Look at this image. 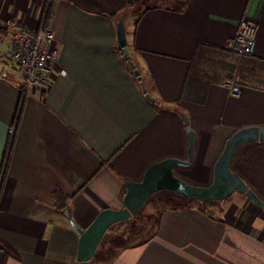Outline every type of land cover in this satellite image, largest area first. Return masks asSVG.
<instances>
[{
  "label": "crops",
  "instance_id": "obj_1",
  "mask_svg": "<svg viewBox=\"0 0 264 264\" xmlns=\"http://www.w3.org/2000/svg\"><path fill=\"white\" fill-rule=\"evenodd\" d=\"M44 1L0 0V17L36 27ZM179 1L128 15L139 76L117 42L125 0H53L59 56L48 86L23 88L11 31L0 24V264H80L71 220L87 227L102 209L122 206L126 180L152 162L187 158L181 111L197 140L192 163L175 173L196 184L213 180L234 130L264 124V0ZM244 16L257 34L254 52L241 56L227 44ZM231 166L264 199V140L242 144ZM57 189L68 194V214L55 204ZM236 191L164 210L155 235L110 264H264V207Z\"/></svg>",
  "mask_w": 264,
  "mask_h": 264
},
{
  "label": "water",
  "instance_id": "obj_2",
  "mask_svg": "<svg viewBox=\"0 0 264 264\" xmlns=\"http://www.w3.org/2000/svg\"><path fill=\"white\" fill-rule=\"evenodd\" d=\"M116 25L118 46L130 57L127 26L122 16L117 18ZM131 64L136 67L133 60ZM136 72L138 74L139 69H136ZM3 74L14 78V75L8 70L4 71ZM181 114L189 136L187 158L166 156L152 162L145 169L140 179L126 180L127 190L123 197L122 206L102 209L87 227L83 228L71 220L73 226L80 233L77 250V258L80 264H90L110 226L138 213L145 201L158 191L171 190L182 196L219 200L227 197L235 190H240L245 192L255 203L264 207V199L231 166V161L242 144L264 140V124L242 126L234 130L226 139L225 145L215 161L213 180L209 184H196L175 173L177 166H188L192 163L197 140V132L190 124L189 115L185 111H181ZM65 211L68 214V211Z\"/></svg>",
  "mask_w": 264,
  "mask_h": 264
},
{
  "label": "built area",
  "instance_id": "obj_3",
  "mask_svg": "<svg viewBox=\"0 0 264 264\" xmlns=\"http://www.w3.org/2000/svg\"><path fill=\"white\" fill-rule=\"evenodd\" d=\"M53 0H45L42 6L40 21L36 27L26 25L19 19L7 16L0 17V24L8 28L12 34L10 59L23 70L22 86H48L54 77L59 56V46L55 31L50 23ZM257 24L248 17H242L235 35L229 40L227 47L241 56L254 52L256 44ZM231 92L240 93V85L231 82ZM19 121L17 113L9 126V144L12 146Z\"/></svg>",
  "mask_w": 264,
  "mask_h": 264
},
{
  "label": "trees",
  "instance_id": "obj_4",
  "mask_svg": "<svg viewBox=\"0 0 264 264\" xmlns=\"http://www.w3.org/2000/svg\"><path fill=\"white\" fill-rule=\"evenodd\" d=\"M160 2L180 7L183 6V3L179 0H125L123 9L116 14L115 17L117 19L122 16L126 23L129 14L136 17L144 10L159 5ZM119 51L125 56V60L129 64L131 70L137 74L136 69L138 68L131 65L132 57L125 54L121 47H119ZM137 75L139 76L140 72ZM54 199L57 208L61 210L66 209L68 194L65 191L62 189L55 190ZM210 201L211 200H203L195 196H182L171 190L163 191L153 197L150 196V205L148 204V208L144 207L138 213L108 228L90 264H110L122 249L149 240L155 235L160 223V215L164 210L185 208L199 203L208 205L212 203ZM206 209L208 210V208Z\"/></svg>",
  "mask_w": 264,
  "mask_h": 264
},
{
  "label": "rangeland",
  "instance_id": "obj_5",
  "mask_svg": "<svg viewBox=\"0 0 264 264\" xmlns=\"http://www.w3.org/2000/svg\"><path fill=\"white\" fill-rule=\"evenodd\" d=\"M18 77H19V75H18ZM240 190H237L236 192H239ZM163 192V191H162ZM159 193H161V191H158V192H156V193H154L153 195H152V197L153 196H156V195H158ZM244 193V192H243ZM233 194H235V193H233ZM245 194V193H244ZM231 196H232V194H231ZM207 200H209V199H207ZM207 202H209V201H207ZM210 202H212V201H210ZM147 205H145L146 206V208H148V204L150 205V202L148 201V203H146ZM257 204V203H256ZM119 222H121V221H118L117 223H114V225H117V224H119Z\"/></svg>",
  "mask_w": 264,
  "mask_h": 264
}]
</instances>
